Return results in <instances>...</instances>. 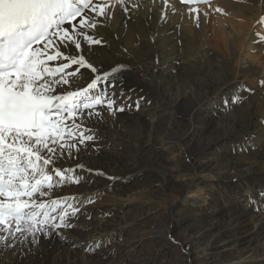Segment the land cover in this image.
<instances>
[{"label":"bare ground","instance_id":"6f19581e","mask_svg":"<svg viewBox=\"0 0 264 264\" xmlns=\"http://www.w3.org/2000/svg\"><path fill=\"white\" fill-rule=\"evenodd\" d=\"M140 3L139 10L128 13L117 5L111 10V19L98 26L114 48L113 38H120L133 53L131 63L143 64L144 73L138 72L128 84L136 88V95H144L145 101L139 111L126 110L118 114L115 127H106L103 143L109 147L82 157L108 175L125 179L92 177L91 188L103 196L98 208L114 215L101 221L96 219V211L92 231L80 234L79 239L115 230L117 239L100 249L109 256L108 264L131 260L140 247L133 244L137 232L142 234L141 241L161 251L169 243V231L190 246V257L181 255V263L264 264V212L254 211L247 199L264 192V125L260 123L264 119L260 81L264 78L257 73H264V43L256 36L264 31V25L258 23L264 17V0H212L211 8L199 4L198 27L195 14L188 12L197 5L180 0H168V5L163 0ZM216 7L223 11H214ZM225 12L236 14L241 28L211 32L208 21ZM149 34L155 36L154 42L146 39ZM137 43L140 47L133 48ZM241 44L246 50H258V59L245 57ZM112 59L128 58L121 54ZM177 59L183 62L174 63ZM240 85L254 91L241 90L237 94L247 99L232 105L231 98ZM225 100L229 101L227 108ZM249 136H254L255 149L239 150ZM124 210L129 212L125 215ZM161 215L164 217L156 225H149ZM126 232L132 236L127 237ZM111 248H119L115 259L108 254ZM215 252L221 255L212 263L209 257ZM97 255L55 237L41 238L34 255L22 261L13 258V264H92ZM147 255L144 264L156 260L149 249L140 258Z\"/></svg>","mask_w":264,"mask_h":264},{"label":"snow or ice","instance_id":"6c2138e0","mask_svg":"<svg viewBox=\"0 0 264 264\" xmlns=\"http://www.w3.org/2000/svg\"><path fill=\"white\" fill-rule=\"evenodd\" d=\"M163 2L168 5V0ZM180 2L197 5L188 8L197 27L198 5L212 7L210 0ZM117 5L124 13L141 7L140 0H0V264L34 255L41 238L55 237L89 253L117 239L115 230L79 239L92 231L96 211L101 221L114 215L98 208L103 196L91 188L92 177L125 179L108 175L82 157L109 147L103 143L106 127H115L118 114L139 111L145 101L128 84L138 72L144 73L143 64L130 62L133 53L119 37L113 38L114 48L98 31ZM258 23L264 25V17ZM146 39L154 42L155 36ZM121 54L128 59H112ZM155 64L160 65L159 58ZM260 84L264 86V80ZM241 90L254 91L240 85L232 105L247 99L237 94ZM224 104L227 108L229 101ZM260 123L264 125V119ZM253 140L254 136L246 137L239 150H254ZM247 199L254 211L264 212V192ZM168 239L190 257V246L171 231Z\"/></svg>","mask_w":264,"mask_h":264},{"label":"rangeland","instance_id":"374dc122","mask_svg":"<svg viewBox=\"0 0 264 264\" xmlns=\"http://www.w3.org/2000/svg\"><path fill=\"white\" fill-rule=\"evenodd\" d=\"M210 20L208 21V25L210 27V30H211V32L216 33V34H218L219 31L222 30V29L227 31L229 27L233 26V28L235 29V28H241V26H242V21L237 19V15L234 14V13H230L229 14V13L225 12L224 14L221 15V18H212ZM260 36L264 37V31L263 30H262V33L260 34ZM261 41H262V43H264V40H260V42ZM240 48L242 49V52H244L245 57H247V58H255L253 60H257L258 59L257 58V56L259 55L258 50H255V49L246 50V45L245 44H241ZM257 73H259L264 78V73H262V70L261 71L257 70ZM230 112H231V110L228 111V114H230ZM214 156L216 157L217 154H214ZM186 162L190 164L191 160L187 159ZM121 212L126 215L129 212V210H124V211H121ZM134 216L135 215L127 216V218H133ZM162 217H164V215H161L158 219H154V218L151 219L149 221V225L150 226L156 225L157 220H159ZM177 218L179 219V218H181V216H179L177 214ZM183 229H185V226L183 227ZM157 231H158V228H157ZM178 231H179V233L180 232L182 233V229L179 228ZM98 233H100V234L98 235ZM98 233L93 234V235L100 236L102 233H106V232H103V230H101ZM124 235H126L127 237L128 236H132L131 233H127V232L124 233ZM135 236L136 237H135V240H134L133 244H139L140 247H138L137 251L140 248H142V251L139 252L138 257H136V255H135L136 252H137L136 251L134 253V255L132 256L131 260L127 261L126 264H132L133 262H134L133 264H137V263L144 264L146 262V259H147L148 255L141 259L140 258V254L142 252H147L148 249L156 257V260L155 261H151L152 263L150 262V264H184V263H181L179 261V258L181 257V255H184L185 253L181 250V248H179V246H177L176 244L172 243L171 240L168 239V237H167V241L169 242L168 245H166L164 249H161V251H158L157 249H153L151 246H148L147 243L141 241V236H142L141 232H137ZM170 244L174 245V247L168 248L170 246ZM115 249L116 250L114 252H112V254H110V257L112 259H115L117 257V249H119V248H115ZM102 250H104V249H102ZM97 252H98V255L95 256L92 259V264H108L110 262L109 256L103 255L104 254L103 251H101L99 249ZM121 253H122V250H121ZM220 255H221V252L213 253L209 257L210 262H212V263L215 262L216 263L217 259L220 258Z\"/></svg>","mask_w":264,"mask_h":264}]
</instances>
